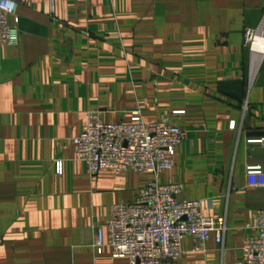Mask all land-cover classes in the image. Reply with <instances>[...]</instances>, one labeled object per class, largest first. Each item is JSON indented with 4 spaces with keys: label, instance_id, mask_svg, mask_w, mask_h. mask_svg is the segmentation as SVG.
Listing matches in <instances>:
<instances>
[{
    "label": "crops",
    "instance_id": "crops-1",
    "mask_svg": "<svg viewBox=\"0 0 264 264\" xmlns=\"http://www.w3.org/2000/svg\"><path fill=\"white\" fill-rule=\"evenodd\" d=\"M16 1L17 44L0 46V264H129L112 257L105 224L145 179L90 176L75 159L72 138L95 111L185 131L158 181L179 183V200H200L227 228L222 246L183 237L167 264L240 261L264 208V176L245 173L264 172V57L244 42L246 28L264 39V0ZM224 81H241L243 98Z\"/></svg>",
    "mask_w": 264,
    "mask_h": 264
},
{
    "label": "built area",
    "instance_id": "built-area-1",
    "mask_svg": "<svg viewBox=\"0 0 264 264\" xmlns=\"http://www.w3.org/2000/svg\"><path fill=\"white\" fill-rule=\"evenodd\" d=\"M17 6L16 0H0V46L17 44ZM258 36L259 29L244 30V42L253 51ZM258 52L264 57V44ZM230 127L234 128L233 122ZM184 138L183 129L165 120L146 121L139 111L121 123H106L100 112H90L80 134L72 138L75 159L86 164L90 176L106 170L115 174L132 170L145 179L142 192L133 202L110 207L105 227L112 257L127 258L129 264L178 261L185 236L191 237L195 250L210 238L222 246L225 217L204 214L200 200H179V183L158 181L162 171L174 166L175 148ZM249 141L262 143L260 139ZM245 170L255 182L264 176L260 166ZM252 220L253 232L245 238L242 258L236 264H264V208L255 211ZM95 228L96 245L100 247L102 229Z\"/></svg>",
    "mask_w": 264,
    "mask_h": 264
},
{
    "label": "water",
    "instance_id": "water-1",
    "mask_svg": "<svg viewBox=\"0 0 264 264\" xmlns=\"http://www.w3.org/2000/svg\"><path fill=\"white\" fill-rule=\"evenodd\" d=\"M219 87L235 99L241 100L243 98V84L241 81H224L220 83Z\"/></svg>",
    "mask_w": 264,
    "mask_h": 264
},
{
    "label": "bare ground",
    "instance_id": "bare-ground-1",
    "mask_svg": "<svg viewBox=\"0 0 264 264\" xmlns=\"http://www.w3.org/2000/svg\"><path fill=\"white\" fill-rule=\"evenodd\" d=\"M264 44V39L260 36L257 37L256 41L254 42V49L258 51L259 48L262 47V45Z\"/></svg>",
    "mask_w": 264,
    "mask_h": 264
}]
</instances>
